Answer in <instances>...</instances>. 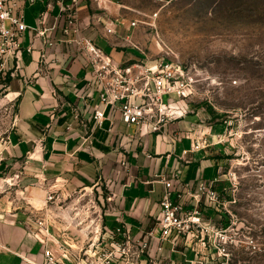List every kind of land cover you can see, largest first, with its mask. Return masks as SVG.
Instances as JSON below:
<instances>
[{
	"label": "crops",
	"instance_id": "obj_1",
	"mask_svg": "<svg viewBox=\"0 0 264 264\" xmlns=\"http://www.w3.org/2000/svg\"><path fill=\"white\" fill-rule=\"evenodd\" d=\"M50 0H20L24 23L29 27L23 40L20 69L6 85L12 120L0 137V264H42V235L31 215L29 204L43 203L46 192L75 190L101 185L109 192V210L104 223L110 228L126 225L133 237L140 239L159 214L164 187L159 177L172 178L176 191L193 190L201 182L218 180L216 190L229 198L222 175L224 165V124L207 123L201 112L171 124L162 134L134 138L135 129L116 123L109 134L110 123L97 129L91 113L84 108L80 94L87 92L89 67L72 45L62 41L60 28L50 37L54 45L36 37L37 18ZM143 0H108L100 10L96 3L84 0L78 8L79 28L83 37L91 39L115 62L131 63L144 58L148 42L141 32L144 18H151ZM58 8L47 18L46 27L55 26ZM153 15V14H152ZM115 23L112 34L105 25ZM137 22L133 27L132 23ZM33 47V52L27 48ZM47 48L44 62L40 56ZM77 111L80 116L77 117ZM118 117V116H117ZM204 118V120H203ZM206 139L209 147L180 160L196 140ZM64 185V190L55 181ZM46 186V187H45ZM56 186V187H53ZM107 197V198H108ZM190 206H193L191 201ZM203 216L222 224V214L205 203ZM73 244L80 241L74 230L69 231ZM156 245V244H155ZM54 254L60 252L50 244ZM158 257L165 264H181L195 260L194 254L172 252L170 242L163 245ZM71 258V257H70ZM62 261L63 264H74Z\"/></svg>",
	"mask_w": 264,
	"mask_h": 264
},
{
	"label": "built area",
	"instance_id": "obj_2",
	"mask_svg": "<svg viewBox=\"0 0 264 264\" xmlns=\"http://www.w3.org/2000/svg\"><path fill=\"white\" fill-rule=\"evenodd\" d=\"M82 1L50 0L46 10L37 18V28L33 31L50 48L54 45L50 35L59 27L64 38L62 42L74 46L76 52L85 58L86 67L91 69L90 79L87 92L79 97L84 108L91 113L96 128H103L108 121V133L111 134L115 124L122 123L128 128L133 127V137L139 139L148 134H162L171 124L193 114L192 101L200 83L194 69L163 56L149 58L140 48L144 58L125 64L115 62L91 39L81 35L78 8ZM91 1L105 11L108 0ZM54 6L58 8L55 26L47 28V18ZM157 17L158 13H154L150 20ZM136 24L134 22L132 26ZM143 24L153 27L146 22ZM114 27L113 22L106 24V33L112 34ZM28 30L31 29L24 23L20 0H0V81L14 78L20 69L23 40ZM32 48L27 51L33 52ZM46 52L47 48L41 54L40 62L45 61ZM76 116H80L78 111ZM208 147L206 139L196 140L190 150L182 153L180 160ZM233 181L230 179L232 186ZM176 182H179L178 175L170 179L159 177V183L164 187L160 211L153 226L144 231L140 239L133 237L126 225L106 226L102 210L89 207L90 202L87 206H80L81 199L89 191L98 189L97 186L68 194L53 192L49 188L40 206L29 204L38 228L36 231L42 235V264L73 263L71 258L75 260L74 264H165L167 258L156 254L164 250L166 242H170L172 252L178 245H183L185 250L180 254L184 258L188 252L194 254L195 260L185 259L181 264H231L236 241L228 236L227 228H221L203 216L205 203L220 214L226 208L227 202L216 190L218 180L204 181L193 190L182 191L174 189ZM54 184L59 189L65 188L58 180ZM230 190L226 188L225 191ZM76 196V200H72ZM69 200H72L70 206L67 204ZM70 230L77 232L80 241L71 243ZM50 244L56 245L59 255L54 254Z\"/></svg>",
	"mask_w": 264,
	"mask_h": 264
},
{
	"label": "rangeland",
	"instance_id": "obj_3",
	"mask_svg": "<svg viewBox=\"0 0 264 264\" xmlns=\"http://www.w3.org/2000/svg\"><path fill=\"white\" fill-rule=\"evenodd\" d=\"M143 1L151 16L158 13L144 18L153 25L141 32L145 54L194 69L200 82L194 111L207 123L224 124L222 175L231 190L218 224L237 243L231 264H264V0ZM9 103L1 80L0 137L12 120ZM108 194L100 185L80 206L90 202L104 214Z\"/></svg>",
	"mask_w": 264,
	"mask_h": 264
},
{
	"label": "trees",
	"instance_id": "obj_4",
	"mask_svg": "<svg viewBox=\"0 0 264 264\" xmlns=\"http://www.w3.org/2000/svg\"><path fill=\"white\" fill-rule=\"evenodd\" d=\"M10 81V77H7L5 80H4V85H7Z\"/></svg>",
	"mask_w": 264,
	"mask_h": 264
},
{
	"label": "bare ground",
	"instance_id": "obj_5",
	"mask_svg": "<svg viewBox=\"0 0 264 264\" xmlns=\"http://www.w3.org/2000/svg\"><path fill=\"white\" fill-rule=\"evenodd\" d=\"M42 203L37 204L36 206H40Z\"/></svg>",
	"mask_w": 264,
	"mask_h": 264
}]
</instances>
